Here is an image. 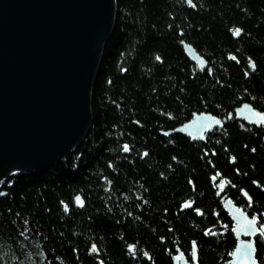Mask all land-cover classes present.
I'll return each mask as SVG.
<instances>
[{
  "label": "trees",
  "instance_id": "1",
  "mask_svg": "<svg viewBox=\"0 0 264 264\" xmlns=\"http://www.w3.org/2000/svg\"><path fill=\"white\" fill-rule=\"evenodd\" d=\"M194 3L115 0L113 29L93 83L91 127L54 167L17 174L10 188L5 183L0 264H43V254L58 264H99L97 257L104 264H172L178 250L190 257L191 241L199 264H220L236 241L216 183L223 180V195L249 216L264 213V128L229 120L203 142L160 132L194 111L225 116L243 101L264 109V0ZM237 26L243 32L234 38L229 30ZM180 39L204 56L211 74L188 60ZM215 172L221 175L213 182ZM240 189L253 198L251 207ZM77 192L81 208L72 203ZM183 200L194 201L202 214L181 209ZM93 243L99 251L88 253ZM256 247L264 253L258 240Z\"/></svg>",
  "mask_w": 264,
  "mask_h": 264
},
{
  "label": "water",
  "instance_id": "2",
  "mask_svg": "<svg viewBox=\"0 0 264 264\" xmlns=\"http://www.w3.org/2000/svg\"><path fill=\"white\" fill-rule=\"evenodd\" d=\"M112 4L0 0V173L8 165L46 168L86 135L88 94L112 29ZM189 50L192 60L198 57ZM198 59V67H205L204 59ZM243 105L235 112L251 125L255 117ZM209 118L198 115L171 132L197 139L211 130ZM224 204L230 216L238 214L229 199Z\"/></svg>",
  "mask_w": 264,
  "mask_h": 264
},
{
  "label": "snow or ice",
  "instance_id": "3",
  "mask_svg": "<svg viewBox=\"0 0 264 264\" xmlns=\"http://www.w3.org/2000/svg\"><path fill=\"white\" fill-rule=\"evenodd\" d=\"M184 2L188 5H190L191 7L195 8L197 7L196 3H194V0H184ZM182 31V30H181ZM233 35L235 36H239L242 32L243 29L241 27H235L233 29L229 30ZM181 43L183 44L184 41L182 40ZM228 58L232 59V60H237L238 58L233 55L232 53L228 54ZM155 59L157 61H162V57L160 55H156ZM247 62L248 65L251 69H255L256 68V64L255 61L252 59V57H247ZM205 66H206V62H205ZM122 71H124V69H122ZM212 69L211 68H207V72L209 74L212 73ZM244 75L247 77L249 75V71L245 70ZM252 100H255V97L251 98ZM244 108L249 109L251 114L255 117L254 120H251L250 122L253 124H256L260 127H264V109L258 108V107H253L252 104L250 103H245L243 105ZM168 115L171 117V113H168ZM201 116L206 115L205 113H201ZM215 122L216 124H221V121L216 119L215 117H210L209 118V125L212 124V122ZM136 123H140L139 121H137ZM186 131V129H184ZM201 131L204 130L203 125L201 126ZM163 131V130H162ZM165 135H168V132H164ZM200 139H205L206 137L201 135L199 137ZM123 150L124 151H130V147L127 143H124L123 145ZM252 152H255L256 149L252 148L251 149ZM212 154L215 155V150H212ZM142 155L147 156L148 152L147 150H145ZM205 155H207V152L205 153ZM172 160H176L177 157L173 156L171 158ZM230 162H234L236 160L235 156H231L230 158ZM239 169H236V172H239ZM163 175V174H161ZM221 175V173L219 172H215L212 176L211 179L215 180L217 178V176ZM4 180L3 178H0V184H3ZM8 184H12L13 181L11 179H9L7 181ZM188 183L190 185H193V181L191 180V178H189ZM253 184L259 185V181L253 180L252 181ZM194 186V185H193ZM219 186L221 188H223L225 186V182L223 180H220L219 182ZM240 192L243 194V196L247 199L248 201V206L251 207L252 205V200L253 198L248 194V192L245 189H240ZM0 195H4V192L0 191ZM75 202L77 205L79 206H83V201L82 198L77 195L75 197ZM194 201H189V200H183L181 202V207L182 208H190L193 209L197 214H202V210L198 207L193 208L194 206ZM61 204L64 206L65 211H68V205L61 201ZM261 217H264V213H260L259 215L257 213H252L250 216L248 214H246L243 210H239L238 209V214L236 216L233 217V220L236 224V227H233L231 229L232 233L234 235H236L238 238L241 234H244L246 236L249 237H255L256 239H237V242L235 243V247L234 250L229 253V255L233 256L234 259L232 261V264H261V262L257 259L256 253L258 251L257 247H256V240H259L260 243L264 244V222H260ZM25 223H27V221H25ZM223 231V228H221V232ZM205 235H215L216 233H210L209 230L205 229ZM161 240L164 239V237H160ZM192 245V250H191V255H190V259L189 258H184L183 259V264H199V257H198V251H197V242L196 241H192L191 242ZM127 247L129 249H133V245L129 244L127 245ZM73 251H76V249H73ZM88 251L90 253L92 252H98V246L93 243L91 244L90 248L88 249ZM143 256L151 259L150 254L148 252H144ZM184 257V253L183 252H177L173 259H181ZM99 264H104L103 260H99V257H97Z\"/></svg>",
  "mask_w": 264,
  "mask_h": 264
},
{
  "label": "rangeland",
  "instance_id": "4",
  "mask_svg": "<svg viewBox=\"0 0 264 264\" xmlns=\"http://www.w3.org/2000/svg\"><path fill=\"white\" fill-rule=\"evenodd\" d=\"M112 2H113V4H112V8H114V7H116V4H115V0H112ZM190 6V5H189ZM116 10V9H115ZM116 13V11L114 12V14ZM112 29H113V25H112ZM112 29H111V32H112ZM111 32H110V34H111ZM181 34V33H180ZM110 36V35H109ZM233 37L234 38H237L238 36H235V35H233ZM109 38V37H108ZM105 44V43H104ZM192 45V44H191ZM193 46V45H192ZM103 47H104V45H103ZM182 49H183V47H182ZM196 49V48H195ZM102 51H103V48H102ZM102 51H101V55H102ZM101 55H100V57H101ZM189 58H191V57H189ZM188 58V59H189ZM101 59V58H100ZM203 59L205 60V58H204V56H203ZM190 61V60H189ZM100 62V61H99ZM193 62H194V60L193 61H191V63L193 64ZM194 64H197V63H194ZM208 68V63H206V66L204 67V69H207ZM198 69H200V70H202L203 68L202 67H198ZM97 73V72H96ZM95 73V74H96ZM94 80V79H93ZM245 104V103H244ZM251 104V103H250ZM90 107V106H89ZM253 107H255V106H253ZM240 108V107H239ZM236 111V107H234L231 111H229V112H227V114L225 115V116H218L217 114H214V113H212V112H210V111H208V110H199V111H194L193 112V116H192V114H191V116L188 118V119H186L183 123H181V124H178L177 126H175L174 128H177V127H180L181 125H183V124H185V123H188V122H190V121H192L196 116H198V115H200L201 113H205L206 115H209L210 117H215L216 119H218V120H220L221 121V124H216V123H212L211 125H213L212 126V128H211V130H209V131H206V132H204L203 134H204V136L205 137H207L213 130H215V129H218V128H221L222 126H223V124L225 123V122H227V121H229V120H232V114L234 113ZM234 117V116H233ZM236 118H239V117H236ZM240 119V118H239ZM241 120H243L244 122H245V120L244 119H241ZM91 122H92V120H91ZM91 124V123H90ZM195 124V123H194ZM255 127H260V126H258V125H255ZM262 128H264V127H262ZM87 134V133H86ZM177 134H180V135H182V136H184V137H186V138H188L189 139V141H202V140H200V138H197V139H193V138H191L189 135H186L185 133H181V132H179V133H177ZM86 136V135H85ZM85 136L75 145V146H73L71 149H70V151H68L65 155H63L62 156V158L59 160V161H56V162H54L53 164H51L50 166H48V167H46V168H42V169H34V170H31V171H27V170H25V169H20V168H17V167H14V166H11V165H8L1 173H0V178H3V180H4V183L3 184H0V191H2V192H4V195H0V198L1 197H6L7 195H8V190H7V187L8 188H10L16 181H15V175H17V174H28V173H33V172H36V171H40V170H43V169H47V168H51V167H54L55 165H57L59 162H61L62 160H64L70 153H72V151L82 142V140L85 138ZM206 139V138H205ZM205 139L203 140V141H205ZM128 152V151H127ZM122 153H126V152H124V150H122ZM12 168V169H11ZM9 179H11L12 181H13V183L12 184H8L7 183V181L9 180ZM216 180V179H215ZM215 180H212L213 182L215 181ZM5 183H7L6 184V188H4V185H5ZM218 183V182H217ZM219 186V185H218ZM218 186H216V188H218ZM3 188V189H2ZM226 188V184H225V186H224V189ZM77 195H79L81 198H82V196H81V194L79 193V192H77V193H75L74 194V196L72 197V203H73V205L75 206V207H77V208H81L82 206H79V205H77L76 204V202H75V197L77 196ZM227 199H229L232 203H233V205L237 208V209H239V210H243L246 214H248L243 208H241V207H239L237 204H235L230 198H228V197H225V195H223V199L221 198H219V200H220V202L222 203V204H224L225 203V200H227ZM82 201H83V205H84V200H83V198H82ZM62 208H63V210H65L64 209V206L62 205ZM181 209H183L182 207H181ZM225 212H227L226 210H224ZM227 214H228V216H230V214L227 212ZM234 227V225L232 226V228ZM247 239H250V238H248V237H246L245 238V240H247ZM255 239V238H254ZM259 241V240H258ZM264 245V244H263ZM234 247H235V245H234ZM127 248V251H129L130 253H133L134 252V250L133 249H129L128 247H126ZM233 250H234V248H233ZM232 250V251H233ZM179 252H180V250H178ZM177 251V252H178ZM88 253H90L89 251H88ZM94 253H97V252H94ZM191 255V254H190ZM54 256V255H53ZM52 256V258H49V259H47L46 260V255H42V261H41V263L43 262V264H58L57 263V261H59V259H57L55 256L53 257ZM174 257V256H173ZM184 257H186L185 255H184ZM187 258V257H186ZM190 258V257H189ZM172 260H174V259H172ZM44 262H46V263H44Z\"/></svg>",
  "mask_w": 264,
  "mask_h": 264
},
{
  "label": "bare ground",
  "instance_id": "5",
  "mask_svg": "<svg viewBox=\"0 0 264 264\" xmlns=\"http://www.w3.org/2000/svg\"><path fill=\"white\" fill-rule=\"evenodd\" d=\"M114 9V12L116 11L115 9H116V7H114L113 8ZM114 19H115V14H114V16H113V22H112V25H114ZM108 40V39H107ZM106 40V41H107ZM184 41V45L185 46H188V48H186V51H185V48H184V46H183V44L181 43V41ZM180 45H181V47H183V49H182V51H183V53H184V55L187 57V58H189V57H191L190 56V53H191V51L192 50H189L190 49V47L193 49V51H195V53L198 55V57H196V58H193L194 59V62H193V64L194 63H196V60H199L198 58H201V59H203V55L201 54V53H199L198 51H197V49H195V47L194 46H192L191 45V43L190 42H188V41H186L185 39H180ZM101 58V57H100ZM188 60H190V62L191 61H193L191 58H189ZM206 63H207V61H206V59L204 60ZM196 67H197V69H198V65L197 64H194ZM98 67H99V64L97 65V68H96V72H97V69H98ZM203 69H204V67H203ZM97 74V73H96ZM96 74H95V76H94V79H95V77H96ZM93 83H94V80H93V82H92V84H91V88H90V91H89V94H88V96H89V106H90V104H91V95H92V89H93ZM244 103H249L248 101H243V102H241L239 105H237L236 106V109H238L239 107H241ZM89 109H90V116H91V120H92V112H91V108L89 107ZM239 110V109H238ZM233 116H232V120H235L236 122H238V123H242V124H244V125H247V126H255L254 124H251V125H248V124H246L243 120H241V118L239 119V118H236L237 116H239L238 115V113L237 112H234L233 114H232ZM192 116H193V112H192ZM92 123V122H91ZM199 123H202V124H204V122H199ZM90 127H91V124H90V126H89V128H88V130H87V132L89 131V129H90ZM175 128H172V129H166V130H161L160 132L163 134V135H165L164 134V132H168V135H170V134H173L171 131L172 130H174ZM168 135H165V136H168ZM202 142H203V140H202ZM124 152H126L127 153V151H124ZM12 169V168H11ZM219 185V182L218 183H216V186H218ZM3 189V188H2ZM218 191H219V193H218ZM223 192H224V187L223 188H221L220 186H218V188L216 189V196L217 197H219L220 199L222 198L223 199ZM242 194V193H241ZM242 197L247 201V199L243 196V194H242ZM248 202V201H247ZM221 205H222V208H223V210H225V204H222L221 203ZM227 213V212H226ZM229 219H230V221H231V225L233 226V225H235V222L233 221V217H232V215L231 216H229ZM232 232V231H231ZM232 235H233V237H234V239H235V241L237 242V239H244L245 237L243 236V235H240L239 236V238L237 237V236H235L233 233H232ZM255 237H253L252 239H254ZM256 239V238H255ZM192 242V241H191ZM235 242V243H236ZM190 246H191V250H192V245H191V243H190ZM180 252H182V251H180ZM256 256H257V259L261 262V264H264V253L262 254L261 253V255L260 254H258V252L256 253ZM184 258H186V257H183V258H181V259H179V260H172V264H183V259ZM190 259V258H189ZM233 259H234V257L233 256H231V255H229V258L228 259H226V261H224V262H221L222 264H232V261H233ZM220 263V264H221Z\"/></svg>",
  "mask_w": 264,
  "mask_h": 264
}]
</instances>
